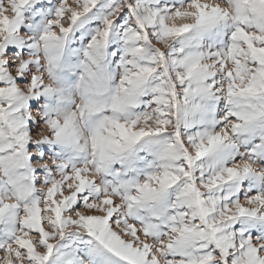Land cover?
I'll return each mask as SVG.
<instances>
[{"label": "snow or ice", "instance_id": "obj_1", "mask_svg": "<svg viewBox=\"0 0 264 264\" xmlns=\"http://www.w3.org/2000/svg\"><path fill=\"white\" fill-rule=\"evenodd\" d=\"M0 264H264V0H0Z\"/></svg>", "mask_w": 264, "mask_h": 264}]
</instances>
